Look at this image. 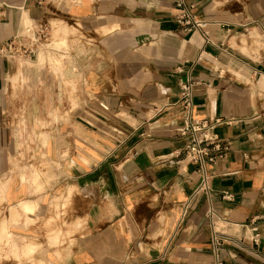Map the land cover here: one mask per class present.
Masks as SVG:
<instances>
[{
  "label": "crops",
  "instance_id": "1",
  "mask_svg": "<svg viewBox=\"0 0 264 264\" xmlns=\"http://www.w3.org/2000/svg\"><path fill=\"white\" fill-rule=\"evenodd\" d=\"M188 2L211 43L174 0H0V47L27 22L52 37L42 59L0 57V264H264V0ZM188 78L193 118L228 122L210 203L243 244L217 258L207 196L186 207ZM251 221L259 245L236 234Z\"/></svg>",
  "mask_w": 264,
  "mask_h": 264
},
{
  "label": "built area",
  "instance_id": "2",
  "mask_svg": "<svg viewBox=\"0 0 264 264\" xmlns=\"http://www.w3.org/2000/svg\"><path fill=\"white\" fill-rule=\"evenodd\" d=\"M33 1L38 6L48 4V0ZM174 4L178 11L176 19L181 28L186 32L197 31L204 37L206 43H211L203 33L205 22L199 20L192 13L193 5L188 0H174ZM51 44V30L46 23L37 21L28 22L23 26L21 32L0 47V57L29 61L43 50L49 49ZM201 59V56H199L196 62H199ZM193 86L194 82L188 78L180 84L179 91V104L183 109L184 120L182 126L178 128V133L186 142L179 155L183 156V162L196 166L200 176L198 187L187 200L186 207L198 194L204 193L207 196L209 206L205 217L210 232L209 242L213 255L217 258L223 251L225 244L234 243L240 246L243 244L241 237L237 238L225 231L229 223L216 212L210 203L213 192L209 187L210 176L208 174V167L217 166L224 160L227 152L230 150V144L222 141L216 134L215 129L228 122L222 119L199 121L193 118ZM98 107L102 112L109 111V106L105 102H98ZM221 195L225 200H233V195L228 192H222ZM247 230L252 234V243L259 245L261 233L256 222L251 221L248 224L236 225V234L242 236ZM217 264L221 263L217 261Z\"/></svg>",
  "mask_w": 264,
  "mask_h": 264
},
{
  "label": "rangeland",
  "instance_id": "3",
  "mask_svg": "<svg viewBox=\"0 0 264 264\" xmlns=\"http://www.w3.org/2000/svg\"><path fill=\"white\" fill-rule=\"evenodd\" d=\"M257 38H259V37H257ZM66 42L67 41H64L63 44H66ZM257 44H258L259 47H262L264 45L260 38L257 40ZM40 53H42V52H40ZM40 53H39V56L42 59L43 55H41ZM53 203L55 204V202H53Z\"/></svg>",
  "mask_w": 264,
  "mask_h": 264
},
{
  "label": "bare ground",
  "instance_id": "4",
  "mask_svg": "<svg viewBox=\"0 0 264 264\" xmlns=\"http://www.w3.org/2000/svg\"><path fill=\"white\" fill-rule=\"evenodd\" d=\"M24 16V15H23ZM23 18H25V16L23 17ZM26 19V18H25ZM28 19V18H27ZM24 20V19H23ZM24 22H26V21H24ZM28 23V22H27Z\"/></svg>",
  "mask_w": 264,
  "mask_h": 264
}]
</instances>
